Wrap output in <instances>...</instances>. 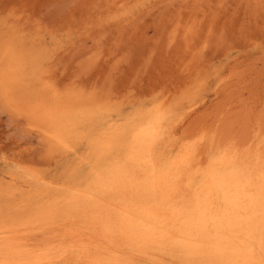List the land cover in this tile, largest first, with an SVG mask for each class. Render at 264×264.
<instances>
[{"label":"rangeland","instance_id":"rangeland-1","mask_svg":"<svg viewBox=\"0 0 264 264\" xmlns=\"http://www.w3.org/2000/svg\"><path fill=\"white\" fill-rule=\"evenodd\" d=\"M161 116L202 168L222 146L264 159V0H0V231L41 238L62 193L132 179V139ZM31 176L49 201L12 195Z\"/></svg>","mask_w":264,"mask_h":264},{"label":"bare ground","instance_id":"bare-ground-1","mask_svg":"<svg viewBox=\"0 0 264 264\" xmlns=\"http://www.w3.org/2000/svg\"><path fill=\"white\" fill-rule=\"evenodd\" d=\"M167 117L132 139V179L103 193H62L69 209L41 226V238L29 226L2 227L0 264H163L158 255L179 247L199 264H253L250 243L264 231L263 156L222 146L202 168L197 149L175 145ZM30 179L12 195L49 201L50 187Z\"/></svg>","mask_w":264,"mask_h":264}]
</instances>
